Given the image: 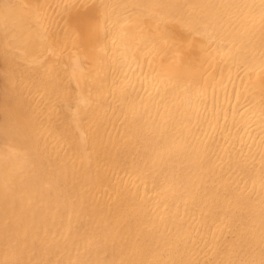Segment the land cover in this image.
I'll use <instances>...</instances> for the list:
<instances>
[{
    "label": "bare ground",
    "instance_id": "bare-ground-1",
    "mask_svg": "<svg viewBox=\"0 0 264 264\" xmlns=\"http://www.w3.org/2000/svg\"><path fill=\"white\" fill-rule=\"evenodd\" d=\"M0 264H264V0H0Z\"/></svg>",
    "mask_w": 264,
    "mask_h": 264
},
{
    "label": "rangeland",
    "instance_id": "rangeland-1",
    "mask_svg": "<svg viewBox=\"0 0 264 264\" xmlns=\"http://www.w3.org/2000/svg\"><path fill=\"white\" fill-rule=\"evenodd\" d=\"M1 64V63H0Z\"/></svg>",
    "mask_w": 264,
    "mask_h": 264
}]
</instances>
